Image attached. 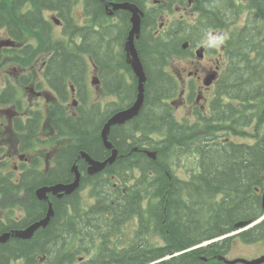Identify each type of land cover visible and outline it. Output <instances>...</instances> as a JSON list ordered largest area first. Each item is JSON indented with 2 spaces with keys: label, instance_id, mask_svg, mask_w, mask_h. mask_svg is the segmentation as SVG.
Returning a JSON list of instances; mask_svg holds the SVG:
<instances>
[{
  "label": "trees",
  "instance_id": "obj_1",
  "mask_svg": "<svg viewBox=\"0 0 264 264\" xmlns=\"http://www.w3.org/2000/svg\"><path fill=\"white\" fill-rule=\"evenodd\" d=\"M106 1L135 3L145 10L150 0ZM167 1L168 9L174 2L186 0ZM211 2L223 10L233 0H207L205 4L213 5ZM80 3L85 4L91 27L74 25L73 10ZM161 6L145 13L153 14L154 29L159 27L166 9ZM261 10L260 7L259 13ZM49 12L64 22L68 41L54 38L53 25L45 16ZM259 17L254 16L229 41L230 64L219 83L217 102L208 120L197 112L193 120L183 122L177 120L169 103L178 94L169 65L174 57L185 56L183 46L190 36L183 34L179 23L166 32H151L143 19L136 45L147 76L145 102L132 122L112 128L109 140L118 149L119 157L105 171L107 178L103 174H86L83 178V185L92 187L98 196L97 206L74 224L68 214L69 204H73L71 196L54 200L55 214L46 229L37 231L30 240L11 239L0 244V264H150L216 238L240 221L256 219L262 207L256 189L264 185V134L254 144L246 145L220 141L217 133L220 128L238 133L256 121L264 122V15ZM129 18V13L120 11L114 18L118 23L113 21L100 0H0V30L18 45L12 50L13 57L31 66L43 55L44 77L62 97L67 94L68 82L84 86L87 58L97 66L99 76L103 73L115 86L113 92L122 81L120 68L132 79V85L125 83L123 106L113 104L109 112L99 104L91 109L80 108L76 118L53 123L58 137L71 143L58 151L56 167L48 177L29 170L15 181L12 174L4 175L0 166V195L18 196L25 191L29 196L26 216L7 225L0 222V235L26 229L46 216L48 206L37 200L36 190L44 185L72 183V168L82 151L98 161L110 157L111 151L102 140L105 123L120 107L130 106L137 99V79L126 64L124 51L131 29ZM194 30L196 33L200 29L196 25ZM77 35L81 44L75 42ZM190 42L195 44V40ZM15 95L13 91V99ZM224 98L230 103H223ZM37 118L38 115L35 122ZM35 133L31 132L30 137ZM187 154L198 157V170L190 172L185 181L178 177L173 164ZM78 165L85 170L84 161ZM146 198L157 200V206L144 212L149 216L142 218L144 225L132 245L118 252L114 239L128 220L143 213L140 208ZM168 222L171 227H167ZM154 233L163 238V247H154L150 242ZM213 249L216 247L189 252L162 264H214ZM84 254L88 258L79 262Z\"/></svg>",
  "mask_w": 264,
  "mask_h": 264
},
{
  "label": "flooded vegetation",
  "instance_id": "obj_2",
  "mask_svg": "<svg viewBox=\"0 0 264 264\" xmlns=\"http://www.w3.org/2000/svg\"><path fill=\"white\" fill-rule=\"evenodd\" d=\"M233 1L234 2H230L231 5L227 6V9H223V10L221 9L222 6L216 2H211V3H213V5L205 4V3H207V0H198L197 4H195L194 0H188L187 3L184 1L177 2V3L175 2V4L178 5L179 8L185 7L186 12L190 13V15H188V16H190L192 18H197V26L200 29L199 31L202 34V38H205L204 35L212 36V35L216 34L217 32H220V34L222 35L223 32L220 31L219 28H222L223 30H225L226 26H228V20H230L232 17H235L238 12H239V17H241L239 22L240 23L243 22L245 25L246 24L249 25V20H250V17L252 15V8H253V5H251V4L254 0H247V1L239 0L237 2L235 0H233ZM244 1L249 4L247 7L244 6ZM261 3H262V6H264V0H261ZM159 5H162L161 8H166L162 14H165L167 12V10L171 9V6H169V8L167 9L166 2H165V4H163V3L162 4H156V1H155L154 5H151L150 2L146 3V8H145L144 12H151V10L154 11L155 6H159ZM236 7H238V12L236 11ZM187 10H189V12ZM106 13L109 14L107 9H106ZM127 13H129V12H127ZM129 14H130L129 19L131 21L132 15H131V13H129ZM48 15H50V13H48ZM161 16L163 17V15H161ZM152 17H154L152 13L144 15V21H146L148 23V30L149 31L154 32V33H156V32L158 33L160 31H164V30L170 29L172 27L171 24L168 25L167 27H165V24H161L157 29H154L152 27V23H153L151 20ZM246 17H248L247 22L245 21ZM63 24H64V22H63ZM221 25H223V27H220ZM234 25H236V24L230 25L229 28H232ZM216 26H218V27H216ZM192 28H193V26H191V23H188V29H192ZM3 34L8 39L9 35L7 33H3ZM222 38H223V36H221V38L219 40L215 41L214 43L200 42V44H199L197 42L196 44L192 45L191 42H188V49L185 50L186 51L185 56L187 57V55L192 54L194 56V58L197 59V63H194V62L190 63L189 68H194V71H191L190 69H186V71H189L188 75H189L190 80L189 81L186 80V82H185L184 89L182 91V95L180 96L181 101H179V103L183 102L182 100L186 98V103L196 106L194 108V109H196V108H198V106H197L198 102L204 98L206 105L210 109L211 100L208 97V95L205 96V94L208 93L210 88H213L214 86H218V84L220 82V78L222 77V70H223L220 66L221 61L223 60V58H225L224 60H226L228 57L226 41H225V43L224 42L222 44L220 43L222 41ZM200 40L201 39H199V41ZM2 41L3 40L0 37V55L5 60H7L8 55H9L10 51L13 50V48L9 47L10 42H2ZM201 47L204 48L203 59H199L197 57V51ZM206 58L208 60H206ZM32 63L34 65V63H36V62L33 61ZM126 64L132 72V68L128 65L127 61H126ZM41 65H42L41 73H43V71L45 69L46 61L42 59ZM22 66H23L22 68L28 69L25 65H22ZM22 72H24V70ZM214 73H215V75L217 73V79H216L214 85L212 87L208 88V87H206V84H205L206 79L208 78V76H212ZM86 74L87 75H85V77L83 79V83L85 81L87 83L89 72L88 73L86 72ZM119 75L121 76L122 81H118L120 86L119 87L116 86V92H113L111 90V89H114L115 86L110 82V80L105 79L103 76V73L100 76L101 95L102 96L103 95L110 96L113 99L110 102L102 104V109L104 112H109L110 105L112 103H115V102L117 104H119L120 106H123L125 83L129 86L132 85V81H131L132 79H131L130 73L126 72L123 68H120ZM44 80L48 86V91L47 92H40L39 89L41 88V84L39 83L36 86L37 91L34 90L33 88H31L30 89L31 93H33L35 95L39 94L41 96H44V98L56 101L58 103L60 101V98H59L60 94L56 91V86H54L51 82H49L47 79H45V77H44ZM124 80L126 82H124ZM19 84L21 87L35 84V77L33 76V74L23 75L19 81ZM85 87L87 88V84L85 85ZM16 89L19 90L18 87L13 85L8 78H6V82H5L4 86H2V84L0 83V97L3 98V99H0V101L5 100V103H0V106H6V107L12 106V107H14V110H12V111H9V110L5 111V112L13 115L15 117V121H14V123L10 122L7 125V131L9 133L10 137L9 136L5 137L4 140L6 143L11 145L12 147L18 146L16 153H18V152L23 153L24 150L26 149V147L28 146V143H29L30 129L36 128V134L34 135V137H35V136H37L41 127L44 126V122H43V116L41 115V112L38 110L29 111V115L30 114L34 115L33 112H36L38 114V118H37L38 121L37 122H35L34 117H32V118L27 117L26 120H24L22 118V116L25 114V110L22 106L23 101L21 99L19 100V98L17 99V97L19 96V92L16 91ZM13 91L16 92L14 99H13ZM15 99H17V101H14ZM194 99H197L196 103H194ZM67 101H68V96L66 97V101L64 103L68 104ZM205 109H206V106H201L202 114L204 113ZM110 117L111 116H109L108 119H110ZM30 121L33 122V125L31 127L29 125ZM51 127H52V125H51ZM3 135H5V134H3ZM14 135H18V137L21 136L20 137V140H21L20 143L14 142ZM31 139H33V138H31ZM57 158H58L57 156L54 157L55 167H56ZM77 158H76V160H77ZM19 160L20 161L23 160V157L21 154L19 156ZM6 161L7 160H5L3 162H6ZM81 161L82 162L84 161V163L86 165L85 170H80L82 172V174L84 175L83 178H85L86 174L88 177H92L88 174V164L83 159H80L78 162H81ZM27 167H28V164L25 163L23 165V170H24L23 174L25 172H27ZM79 169H80V167H79ZM102 174H103L104 178L106 179L107 178L106 173L104 172ZM6 175H9V174H6ZM93 190L94 189L92 187L85 185V186L81 187L79 192L75 193L74 195H70L71 196L70 201L73 202V204H69V207H68L69 210L73 214H76V207H75V201L76 200L79 202L80 201L81 202L82 201L83 202L91 201V202H94V204H96L98 201V198L92 197ZM83 191L87 192L88 198H86V199L84 198L83 193H82ZM261 192H262L261 196L263 197L264 189H261ZM25 194H26L25 198H27V200H25V201L27 202V201H29V197L27 195V192H25ZM65 196H67V195H64L62 197L51 195L50 200H51V202H54V200L62 199ZM70 196H67V197H70ZM3 201H5V199ZM151 204H155V203L153 202V200H149V198H146L142 202L140 210L143 211V213L138 214V215H134V217L131 218L132 219L131 225H130V228L132 230L131 237L128 241L126 239H122L120 241V244L123 245V247H121L120 249H125V248L129 247L134 240L135 234L138 235V233L141 231L142 226L144 225L142 218L146 217L144 210L147 209ZM9 212L6 211L5 209L0 210V222H2L5 225H7L10 221H16L17 222V219H13V217L9 214ZM83 216L86 217V214H83V213L81 214L77 210V218H80ZM21 217H23V213H22ZM153 220L155 221L154 218H153ZM72 222L74 224H76L77 220L74 219ZM167 227H171V222H168ZM262 230L264 232V222L262 224ZM256 231L258 232V229ZM236 237L237 236L232 235L231 233H227L226 237L223 240H220V242L223 243L222 247L215 251V253H217V261L219 264H231L230 261L233 260V258H231V253H232V249H233L232 243ZM148 238H149V235H148ZM259 239L263 240V238L261 236L259 237ZM80 262H82L81 259H80Z\"/></svg>",
  "mask_w": 264,
  "mask_h": 264
},
{
  "label": "rangeland",
  "instance_id": "obj_3",
  "mask_svg": "<svg viewBox=\"0 0 264 264\" xmlns=\"http://www.w3.org/2000/svg\"><path fill=\"white\" fill-rule=\"evenodd\" d=\"M151 3H153V1ZM248 5L249 4L244 1V6L247 7ZM251 5H254V4H251ZM82 6L80 5L75 8L74 17H75V20L78 21L77 22L78 24L83 25L85 24V21H83L84 14H83ZM185 9H186L185 7L179 8L178 5L172 4L171 9L167 11L165 14H163V17L159 20V24L160 25L165 24V27H167L171 23L173 25L176 23H179L183 34L190 36V38L195 40V43H196V39L198 40L199 36H201L200 37L201 40L198 42L199 44L200 42L214 43L215 41L219 40L221 36H223L224 40H226L228 37L232 35L233 31H235L237 28H240L241 26L244 25V23L242 22L236 27H232L231 29L224 30L222 35L220 34V32H217L216 34L212 36L204 35L205 38H202V34L200 31H198L195 34L194 28L188 29V22L189 23L194 22L193 26H195L196 19L194 18L193 20L192 17L188 16L190 15V13H187ZM187 11L189 12V10ZM48 17L51 19L52 17H55V16L49 15ZM178 20L184 21V24L179 22ZM54 26H55L54 31H55L56 38H63L62 27H59V25H54ZM1 33L2 32H0V34ZM197 34H199V36ZM2 38L5 40L6 38L5 35ZM192 45L194 44L192 43ZM207 58L206 60L209 59ZM224 59L225 58H223V61L221 62V65H220V66H223V69L225 68V63H226ZM41 60H42V57L38 56V58H36L35 60L36 63H34V65L32 64L31 66H28L27 64H25V66L28 68L26 69V68H22L23 67L22 65H24V62H22V60H18L13 57V52L9 53L7 60H5L0 55V83L2 84V86H4L6 82V78H8L13 85L18 87L19 89L18 98L19 100L21 99L23 101L22 106L25 110V114L23 113L24 115L22 116L24 120H26L27 117H30L29 115L30 110L40 111L41 115L43 116V119L45 118V121H46V118L50 116L58 117V116L68 115V114L75 115L77 111H74L73 109L76 108L78 105L76 95L74 94L71 95L70 103L65 104V103H62L61 101L57 103L56 101L44 98V96H41L39 94L35 95L31 93L30 91L31 88L37 91L36 86L39 83L41 84V88L39 89L40 92L48 91V86L45 83L44 75L43 73H41V70H42ZM191 62L197 63V59H195L192 54H189L187 55V57L186 56L174 57L169 65L170 72L174 75V77L176 78L179 84L181 95H182V91L184 89L186 80L188 81L190 80L189 75H188L189 71H186V69H190L191 71H194V68H189ZM23 70L24 72H22ZM22 74L23 75L33 74V76L35 77V84L21 87L19 84V81L21 77L23 76ZM95 78H97L96 72L94 71L93 66L90 64V72L88 76V81L86 83L89 94H90L89 105H92L95 103L105 104L107 102L112 101L113 99L110 96H105V95L100 96L98 85L94 83ZM215 94H216L215 89L211 88L208 91V93L205 94V96L208 95L210 100L213 101L214 98L216 97ZM74 101H76V103L73 104L72 102ZM179 101H181V98H179L178 96V98L175 100L177 104L175 105L173 104L175 117L180 121L193 119L194 118V108L196 106L186 103V98L183 99L182 100L183 102L181 103H179ZM200 105H206L204 98L201 99L197 105L198 109L201 110ZM7 110L12 111L14 110V107L0 106V161L7 160L9 171H14V172L19 171L21 164L26 163L28 165L29 164L31 165V163L34 161L37 164H39V167L41 170H44L45 167H48V168L52 167L54 165V158L52 156L55 150L58 147L60 148L61 146H64L68 142H71V141L64 140L63 138H61V140H57L59 138L53 137L55 139L54 140L52 137L47 135L49 130L47 129V127H45L44 129L38 132L36 140L34 141V145L30 150H28L25 154L19 153V152L16 153L18 146L12 147L8 143H6L4 140L5 137H8V136L10 137L7 131V125L10 122L14 123L15 121V117L13 115L5 112ZM204 114H208V113L204 112ZM263 131H264V124H262L260 128H258V125L257 126L254 125L253 127H251L245 132V135L255 136L257 133H261ZM20 137L21 136L18 137V135H14V142L20 143L21 141ZM232 138L237 142L249 140V138L253 139L252 137L235 138L234 136H232ZM20 154L23 155V160L21 161L19 160ZM173 165H174V168L176 169V174H179L181 178H185L187 176V169L192 170V168L193 169L196 168V158L192 155L190 156L185 155L182 158L176 159V162ZM82 193L85 199L88 198V194L86 191H83ZM2 200L3 199L0 197V210L5 209L8 212L13 210L15 214H13L12 216H15V215L17 216V215H22V213L24 212V205L26 204L25 200H27V198H25V196L23 195L18 196V198L14 200V203H13L14 206H11V207H7V204H4L5 201L1 202ZM86 204H91V201H87V202L82 201V206H85ZM125 232H126L125 239H128V236L131 232V228L129 227L128 229H126ZM260 253H264V243H261L255 246H250L245 243H242L241 240L238 239L236 240L234 244L232 255L235 256L236 258L237 257L251 258L253 256L259 255Z\"/></svg>",
  "mask_w": 264,
  "mask_h": 264
},
{
  "label": "water",
  "instance_id": "obj_4",
  "mask_svg": "<svg viewBox=\"0 0 264 264\" xmlns=\"http://www.w3.org/2000/svg\"><path fill=\"white\" fill-rule=\"evenodd\" d=\"M100 1L102 3H104L107 7L109 5H111L113 7L114 11L115 10H125V11H129L133 15L131 18L132 30L130 32L128 42L126 44V51L130 57L129 64L132 67L134 74L136 75V77L139 81V86H138L139 93H138L137 101L135 102V104L130 109L119 112L118 114H116L114 117H112L110 119V121L104 127V130L102 133V138H103V141L105 143L106 148L108 150L112 151V156L105 162H97V161L92 160L86 153L81 154L80 158L86 159L87 162L91 165V168L89 170V173L91 175H95V174H98V173L104 171L108 166H111L116 162V159L118 156V151L115 150L114 146L109 141L111 129H112V127L117 126V125H124L125 123L136 118L140 114V112L144 106V102H145V85L147 83V77H146V74L144 71V67H143L142 62L140 60L138 51L136 49V44H135L136 38H138L140 33H141V24H142V17H143L142 11L140 10V8L138 6L130 4V3L108 4L105 0H100ZM202 53H203V49H200L198 51V55L202 57ZM213 80H214V77L213 76L210 77L208 82H207V85H211ZM74 171L76 173V180L73 184H69V185L60 184V185H56L52 188H42L37 192L39 199L48 201V198H47L48 193H51L54 195H57V194L71 195L74 192H76L80 187L81 175L78 172L76 167H75ZM52 217H54V212H53L52 208H50L49 214L46 217V219L42 220L41 222L34 224L33 226H31L30 228H28L25 231H13L9 234H5V235L1 236L0 237V244L7 243L11 238H16V239H20V240L32 239L33 236L35 235V233L39 229L47 228V226L51 222ZM248 224H250V223L249 222L240 223V224L236 225V229L246 227ZM263 261H264V259L261 261L259 260L257 262H247V261H243V262L248 263V264H259ZM241 262H242V260H241Z\"/></svg>",
  "mask_w": 264,
  "mask_h": 264
}]
</instances>
